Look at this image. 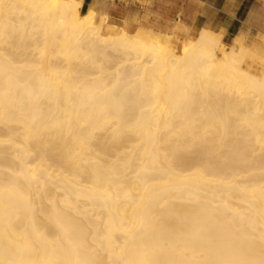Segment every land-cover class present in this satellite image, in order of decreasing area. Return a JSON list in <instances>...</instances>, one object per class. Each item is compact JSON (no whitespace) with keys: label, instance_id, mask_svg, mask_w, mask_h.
Returning <instances> with one entry per match:
<instances>
[{"label":"bare ground","instance_id":"6f19581e","mask_svg":"<svg viewBox=\"0 0 264 264\" xmlns=\"http://www.w3.org/2000/svg\"><path fill=\"white\" fill-rule=\"evenodd\" d=\"M82 4L0 0V264H264V49Z\"/></svg>","mask_w":264,"mask_h":264},{"label":"crops","instance_id":"0c3cea01","mask_svg":"<svg viewBox=\"0 0 264 264\" xmlns=\"http://www.w3.org/2000/svg\"><path fill=\"white\" fill-rule=\"evenodd\" d=\"M81 1L83 14L94 10L107 17L110 33L146 29L177 35L178 31L188 34L189 30L199 33L210 29L222 34L224 40L233 41L241 34L264 37V0Z\"/></svg>","mask_w":264,"mask_h":264},{"label":"rangeland","instance_id":"374dc122","mask_svg":"<svg viewBox=\"0 0 264 264\" xmlns=\"http://www.w3.org/2000/svg\"><path fill=\"white\" fill-rule=\"evenodd\" d=\"M184 26V25H183ZM189 30V29H188ZM136 34L143 35L147 38H153L156 36L160 37H167L168 35L171 36L170 44L171 46L176 49V51L181 54L183 50V46L186 42H188L190 39H195L199 33H194L189 30V33L186 34L183 31H178L176 34H167V33H161V32H155L152 30H146V29H140L139 31L135 32ZM224 44L229 48V46L233 43L232 40H224ZM246 43L249 47L254 48L255 46L264 49V37H257V38H246Z\"/></svg>","mask_w":264,"mask_h":264}]
</instances>
